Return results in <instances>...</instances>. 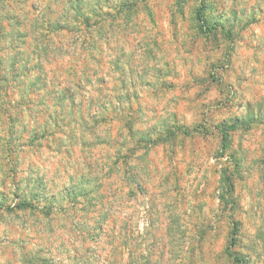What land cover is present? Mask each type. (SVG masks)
Wrapping results in <instances>:
<instances>
[{
  "label": "rangeland",
  "instance_id": "1",
  "mask_svg": "<svg viewBox=\"0 0 264 264\" xmlns=\"http://www.w3.org/2000/svg\"><path fill=\"white\" fill-rule=\"evenodd\" d=\"M170 2L0 0V264H236L235 222L259 264L264 131L207 117L264 87V27Z\"/></svg>",
  "mask_w": 264,
  "mask_h": 264
},
{
  "label": "clouds",
  "instance_id": "2",
  "mask_svg": "<svg viewBox=\"0 0 264 264\" xmlns=\"http://www.w3.org/2000/svg\"><path fill=\"white\" fill-rule=\"evenodd\" d=\"M176 0H171L169 6L173 8L175 12ZM222 18L226 21L231 22L232 14H236V18L240 22H247L253 15L261 21V26L264 27V0H221ZM200 0H187L185 9L186 17H181L178 13L176 14V20L181 26L185 27L186 24L192 23L191 14L194 9L198 8ZM252 94L249 95L248 91H241L240 94L221 97L222 103L217 106H213L208 111V121L211 125H215L221 129H227L231 123L238 122L239 127L235 132L231 133L233 136L243 140L245 144L248 143L249 138L252 137L253 132L257 128L260 131H264V87H261L258 93L255 90H251ZM251 126V131H245L246 128ZM213 135L218 136L213 129ZM218 147V143H217ZM21 195H26V190H21ZM244 211L249 212V199L243 201ZM262 211H264V198L261 199ZM223 205H221L217 211H221ZM235 218V216L233 217ZM257 228H261L264 225V215L259 216L255 219ZM249 232L252 233V238L255 239V232L253 229L248 228ZM242 243L247 244L251 241L241 240ZM257 256L259 258V264H264V245L259 244L257 241Z\"/></svg>",
  "mask_w": 264,
  "mask_h": 264
},
{
  "label": "trees",
  "instance_id": "3",
  "mask_svg": "<svg viewBox=\"0 0 264 264\" xmlns=\"http://www.w3.org/2000/svg\"><path fill=\"white\" fill-rule=\"evenodd\" d=\"M79 8V2L76 3L75 5V8ZM203 13V8L200 7L197 11V19L199 21V25L201 27V29L204 31V32H209V27L207 26L205 20H204V17L202 15ZM58 25V24H57ZM222 137L223 139H226V134H222ZM238 230H239V224L237 222H235L233 224V231H232V240H231V247L234 246V244H236V241H237V234H238ZM229 247L227 249V254L231 257H233L234 261L236 264H243L244 262V259L242 256L236 254L232 248Z\"/></svg>",
  "mask_w": 264,
  "mask_h": 264
}]
</instances>
